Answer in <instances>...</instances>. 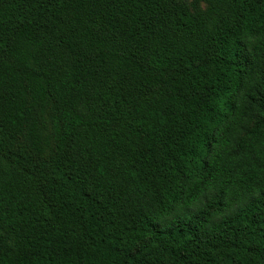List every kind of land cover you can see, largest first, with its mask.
<instances>
[{
	"label": "trees",
	"instance_id": "1",
	"mask_svg": "<svg viewBox=\"0 0 264 264\" xmlns=\"http://www.w3.org/2000/svg\"><path fill=\"white\" fill-rule=\"evenodd\" d=\"M0 264H264V0H0Z\"/></svg>",
	"mask_w": 264,
	"mask_h": 264
}]
</instances>
